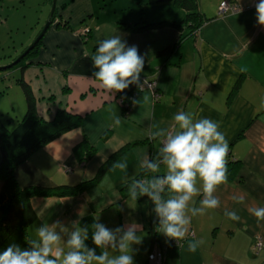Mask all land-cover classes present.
I'll use <instances>...</instances> for the list:
<instances>
[{"label": "crops", "instance_id": "obj_1", "mask_svg": "<svg viewBox=\"0 0 264 264\" xmlns=\"http://www.w3.org/2000/svg\"><path fill=\"white\" fill-rule=\"evenodd\" d=\"M195 1L209 21L190 36L189 30L170 24L186 14L174 0L56 1V15L35 44L36 54L28 60L32 65L24 75L38 99L40 115L51 118L55 106L72 105L82 122L19 165L16 180L21 187L84 183L127 146L115 162L127 160L128 165L121 170L113 167L114 162L97 183L77 195L33 197L36 219L28 227L30 236L40 223L56 220L70 226V221L79 219L81 226L89 227L97 221L110 229L136 223L141 239L131 246L133 264H146L153 247L163 250L164 264H264V219L248 212L250 207L264 206V25L256 22L255 0H230L242 10L225 14L219 13L222 0ZM51 9L52 0H0V64L17 55L20 60L35 47L21 57L43 30ZM157 21L165 24L146 26ZM86 29L88 34H82ZM112 29L144 55L141 80L156 83L154 91L143 90L148 100L130 105L127 112L121 99L132 93L131 98L140 100L143 93L130 85L111 96L92 77L95 69L87 56L97 39ZM6 86L0 110L22 118L24 94L13 81L0 78V89ZM17 96L23 99L21 103L18 98L19 107L5 110L3 106ZM178 110L217 121L228 141L225 158L239 162L237 173L214 190L219 206L191 218L187 239L200 241L192 252L185 242L166 241L159 233L154 242L151 202L141 196L129 203L124 185L126 178L140 173L137 156L156 151L158 141L147 131L153 124H166ZM112 112L122 118L119 127L112 126ZM84 140L93 153L82 160L75 148ZM237 196L243 199H233ZM198 200L199 194L193 197ZM82 206L85 214L78 218ZM225 208L236 210L240 219L229 220ZM90 237L91 230L86 244L95 247ZM257 240L262 242L259 250L254 248Z\"/></svg>", "mask_w": 264, "mask_h": 264}, {"label": "clouds", "instance_id": "obj_2", "mask_svg": "<svg viewBox=\"0 0 264 264\" xmlns=\"http://www.w3.org/2000/svg\"><path fill=\"white\" fill-rule=\"evenodd\" d=\"M254 8L256 22L264 25V0H255ZM87 56L95 69L92 77L111 96L133 85L143 96L140 100L132 98L131 103L140 105L148 100L143 92L147 81L140 78L144 55L138 53L136 45H128L116 29L98 38L95 50ZM121 120L117 112L111 113L112 126L119 127ZM146 134L158 145L154 154L144 151L137 156V167L144 175L125 179L128 202L146 196L152 204L156 232L166 241L185 242L188 251H195L200 241L187 239L191 218L219 206L213 193L227 178L228 141L217 121L207 116L195 118L184 110L173 113L166 124H153ZM127 165V160H120L113 167L126 170ZM197 194L198 202L193 201ZM248 212L257 220L264 219V206L250 207ZM84 214L82 206L77 217ZM223 214L232 221L240 219L234 209L225 208ZM138 228V224L130 223L110 229L97 221L90 227L81 226L79 219L70 221V226L59 220L42 222L32 230L25 247L8 244L0 249V264H133L131 246L141 239ZM90 230L95 247L86 244Z\"/></svg>", "mask_w": 264, "mask_h": 264}, {"label": "trees", "instance_id": "obj_3", "mask_svg": "<svg viewBox=\"0 0 264 264\" xmlns=\"http://www.w3.org/2000/svg\"><path fill=\"white\" fill-rule=\"evenodd\" d=\"M174 2L184 9L186 14L180 22L171 21L170 24L180 31L189 30L187 35L190 36L203 22L209 21V18L204 17L199 11L195 0H174ZM163 24H165L163 21H157L146 26ZM65 26L68 25L65 24ZM84 32L82 34H88V30L86 33ZM36 46L24 58L19 60V55L11 56V60L8 59L9 63L0 64V67H2L4 65L8 66L13 62L11 67L5 70L0 69V71H10L8 74H1L0 78H3L5 82L13 81L22 90L26 103V111L22 118L17 119L10 115L11 113L4 115L2 110H0V249L5 248L8 244L26 246V239L30 236L28 227L36 219V211L32 206L33 197H66L82 193L86 188L97 183L123 151L128 148L127 146L110 156L100 167L96 176L90 181L76 185H58L55 187H21L19 185L15 176L17 167L25 162L35 151L62 134L77 128L82 122V115L72 109V105H68V107L55 106L52 109L53 116L51 118H46L39 114L38 99L24 75L26 69L32 65V62H28V60L35 56ZM15 61L17 62L14 63ZM7 88L6 86L4 89H0V103L7 94ZM131 94L121 99V106L124 112L130 110L129 103L131 101L129 98ZM89 146L86 140L76 146L75 150H78L82 160L92 155L93 149ZM225 161L227 169L226 179H230L237 173L239 162L230 158H225ZM138 175H144V173L140 172ZM150 218V234L152 240L156 242L158 233L155 230V217L152 215Z\"/></svg>", "mask_w": 264, "mask_h": 264}, {"label": "built area", "instance_id": "obj_4", "mask_svg": "<svg viewBox=\"0 0 264 264\" xmlns=\"http://www.w3.org/2000/svg\"><path fill=\"white\" fill-rule=\"evenodd\" d=\"M240 10H242V7L233 4L230 0H222V2L219 5L220 14H225L226 12H239ZM84 31L86 32L87 29ZM148 85L150 86L149 88ZM155 86H156L155 82H147L144 84V88L149 89L151 91L155 90ZM131 97L129 98L130 101L132 99ZM130 105H132L131 102L129 103V106ZM261 247H262L261 240H257L254 248L259 250L261 249ZM163 261H164L163 250L159 247H153L147 256L146 264H163Z\"/></svg>", "mask_w": 264, "mask_h": 264}, {"label": "water", "instance_id": "obj_5", "mask_svg": "<svg viewBox=\"0 0 264 264\" xmlns=\"http://www.w3.org/2000/svg\"><path fill=\"white\" fill-rule=\"evenodd\" d=\"M56 1H57V0H52V9H51V13H50V15H49V18H48L47 21H46V24H45L43 30L41 31V33L39 34V36L37 37V39L35 40V42H33V44H32L31 46H29V48L24 52V54H23L21 57L25 56V54H26L30 49H32V48L35 46V44H36V43H37V42L43 37V35H44V33H45L47 27L50 25V23H51L52 20H53V16H54V13H55V10H56ZM17 61H18V60H17ZM17 61H15L14 63H16ZM12 65H13V64H10V65H8V66H2V67H0V69H1V70H5V69L11 67Z\"/></svg>", "mask_w": 264, "mask_h": 264}, {"label": "rangeland", "instance_id": "obj_6", "mask_svg": "<svg viewBox=\"0 0 264 264\" xmlns=\"http://www.w3.org/2000/svg\"><path fill=\"white\" fill-rule=\"evenodd\" d=\"M51 26V23H50V25L47 27V29L49 28ZM46 29V30H47ZM84 33H86V32H84ZM2 37H3V34L1 35ZM24 57V56H23ZM10 71H0V76H1V74H3L4 75V73L5 74H8ZM9 77H11V75H9ZM17 99H15V100H11V102L9 103V105L7 106V105H4L3 106V108L5 109V110H7L8 108H10L11 106H15L16 108H18L19 107V103H18V98H19V101H21V103L23 102V99H22V97L21 96H17L16 97ZM6 100H4V102H5ZM163 264H164V261H163Z\"/></svg>", "mask_w": 264, "mask_h": 264}]
</instances>
